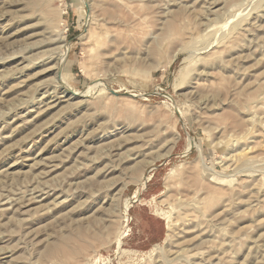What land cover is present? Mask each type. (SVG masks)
Returning <instances> with one entry per match:
<instances>
[{
  "label": "rangeland",
  "instance_id": "1",
  "mask_svg": "<svg viewBox=\"0 0 264 264\" xmlns=\"http://www.w3.org/2000/svg\"><path fill=\"white\" fill-rule=\"evenodd\" d=\"M0 264H264V0H0Z\"/></svg>",
  "mask_w": 264,
  "mask_h": 264
},
{
  "label": "bare ground",
  "instance_id": "2",
  "mask_svg": "<svg viewBox=\"0 0 264 264\" xmlns=\"http://www.w3.org/2000/svg\"><path fill=\"white\" fill-rule=\"evenodd\" d=\"M64 54V53H63ZM58 78L59 79H63V75L61 74V73H59L58 74ZM74 93H75V91H73ZM76 94V93H75ZM63 95H57V93L56 94H54L53 96H50L49 97V101H48V103H51V105L54 107L55 105H57L59 102H60V100H61V97H62ZM48 98V97H47ZM167 219H168V217H167ZM166 219V220H167ZM173 229H174V224H173V222L172 221H169V220H167L166 221V230H167V232H166V236L167 237H170V236H172L171 234L173 233ZM166 238V237H165Z\"/></svg>",
  "mask_w": 264,
  "mask_h": 264
}]
</instances>
